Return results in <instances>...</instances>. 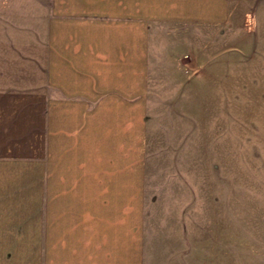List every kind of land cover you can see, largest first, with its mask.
<instances>
[{
	"label": "crops",
	"instance_id": "obj_1",
	"mask_svg": "<svg viewBox=\"0 0 264 264\" xmlns=\"http://www.w3.org/2000/svg\"><path fill=\"white\" fill-rule=\"evenodd\" d=\"M241 2L264 0H0V264H140L153 138L161 121L185 135L165 123L168 74L198 67L193 94L239 65L233 38L236 57L205 62L240 36ZM160 24L193 28L199 50L177 59Z\"/></svg>",
	"mask_w": 264,
	"mask_h": 264
},
{
	"label": "rangeland",
	"instance_id": "obj_2",
	"mask_svg": "<svg viewBox=\"0 0 264 264\" xmlns=\"http://www.w3.org/2000/svg\"><path fill=\"white\" fill-rule=\"evenodd\" d=\"M241 3L231 7L242 21L240 36L213 40L205 62L212 67L236 57L228 48L233 38L239 65L212 69L193 94L188 76L198 67L168 74L176 85L168 92L177 91V120L170 115L165 123L185 135L168 141L161 121L153 138L140 264H264V2ZM159 29L160 47L174 43L177 59L199 50L193 28Z\"/></svg>",
	"mask_w": 264,
	"mask_h": 264
}]
</instances>
